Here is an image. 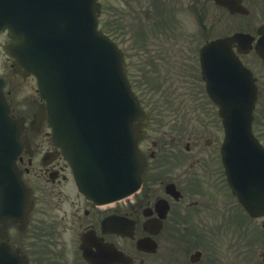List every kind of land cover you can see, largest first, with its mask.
I'll return each mask as SVG.
<instances>
[{"label": "flooded vegetation", "instance_id": "1", "mask_svg": "<svg viewBox=\"0 0 264 264\" xmlns=\"http://www.w3.org/2000/svg\"><path fill=\"white\" fill-rule=\"evenodd\" d=\"M121 11L128 12L132 86L184 94L166 117L168 130L152 129L159 117L156 107L148 111L140 141L146 157L141 186L123 198L93 200L78 190L48 124L33 118L40 101L33 89L14 91L25 78L9 76L12 60L0 39L2 95L11 119L21 120L20 135L26 139L21 150L13 141L14 163L30 189L26 206H19L0 188V264H264V214L250 215L232 192L220 151L221 119L217 116L213 125L197 105L215 106L198 63L201 45L211 39L235 31L248 34V45L233 42L232 48L254 75L264 71L255 48L264 33V0H119L117 42L125 32ZM136 22L144 35H135ZM163 69L174 78L160 87L155 82L165 78ZM141 75L150 76V82L144 84L137 78ZM180 79L184 83H177ZM186 108L193 109V118L180 115ZM151 131L159 136L153 147L146 139ZM256 135L264 145L263 134Z\"/></svg>", "mask_w": 264, "mask_h": 264}, {"label": "water", "instance_id": "2", "mask_svg": "<svg viewBox=\"0 0 264 264\" xmlns=\"http://www.w3.org/2000/svg\"><path fill=\"white\" fill-rule=\"evenodd\" d=\"M25 1L0 0V31L8 28L6 49L15 62L37 76L46 100L38 112H47L55 138L71 147L75 178L87 195L131 193L139 185L142 169L136 144L140 132H132L131 123L136 117L143 122L144 114L122 68V50L97 29L98 3L58 0L66 8L57 11L38 5L35 11L32 2L30 12L35 14L29 22L16 17ZM237 38L207 44L201 49V61L209 95L218 104L225 126L222 152L229 181L245 207L256 213L262 210L261 201L264 204V149L251 131L255 79L230 48ZM263 47L264 40L257 48L264 58ZM81 54L84 59H70L65 66L66 59ZM106 103L117 106L121 126L130 127L127 134L116 130V135L107 136L106 119L112 114ZM254 187L261 201L252 196Z\"/></svg>", "mask_w": 264, "mask_h": 264}, {"label": "rangeland", "instance_id": "3", "mask_svg": "<svg viewBox=\"0 0 264 264\" xmlns=\"http://www.w3.org/2000/svg\"><path fill=\"white\" fill-rule=\"evenodd\" d=\"M102 1L105 3V6H103V11H102V15H101L102 23H103V25L109 26L111 20L114 19L113 18L114 7L117 6V3L119 0H102ZM124 12L127 13V11H124ZM125 13L123 14V16L126 15ZM127 20L128 19L125 20L126 25L129 23V22L127 23ZM126 25L124 26L125 32H122L120 35V40L122 41V44H124V45L129 44V42H128V29H127ZM177 45H178V47L183 48V44L177 43ZM149 46L155 47L156 45L151 44ZM182 50L183 49H178V51L180 53L183 52ZM139 54H142V53H139ZM185 63L190 68V62L185 61ZM250 64L256 68L259 67L258 63L254 59L250 60ZM161 72H162V75H163V73L165 74V78L163 76H161V78L159 80H157V84L161 83L160 87H165V86H167V82L169 83L168 80L173 79L174 75H172V72L167 71L165 69L161 70ZM187 73H190V69L187 71ZM258 73H260V72H258ZM139 77L142 79V75L137 76V78H139ZM24 78H25V81H24L25 84L22 82H18V85L14 87V91L30 92L28 87L31 89L34 88L33 79L29 76L24 77ZM151 79H153L152 76H151ZM258 81L260 83V88H261V97L259 99L258 106H257V109L255 111L256 118H255V123L253 126L256 129V131L263 134V137H264V71L258 75ZM143 82H144V84L149 83V82H146L145 80H143ZM177 83L180 84L181 81H177ZM141 88H142L141 92L145 95V97H147V101L152 100L154 102V100H157V97L160 98V94H159L160 90H159V93H158V90L151 91V90H149V88L146 87V85L141 86ZM158 88H159V86H158ZM179 92H181V91H179ZM170 93L175 94V92H170ZM162 94H163V92H162ZM25 95H27V94L24 93L23 97H26ZM182 95H184L183 92H182ZM197 105L200 107V109H204L206 111V114L209 115V117H207L208 120L211 121L214 125L215 120L217 122V116H218L216 106L213 107V106H211L207 103H203V102L197 103ZM172 111H173L172 109H170L169 111L165 110V113L163 114L164 118L167 116H171ZM192 112L193 111L190 108H186V113L183 112L180 115L187 116L188 118H193L195 116V114H191ZM164 122H165V119H163L162 123H164ZM155 124L156 123H153L152 126H154ZM165 127L167 128V126L165 125V126H162L160 129L161 130L165 129Z\"/></svg>", "mask_w": 264, "mask_h": 264}]
</instances>
